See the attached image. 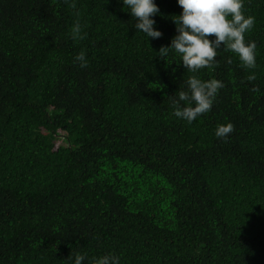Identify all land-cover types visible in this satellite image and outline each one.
<instances>
[{"label": "trees", "instance_id": "obj_1", "mask_svg": "<svg viewBox=\"0 0 264 264\" xmlns=\"http://www.w3.org/2000/svg\"><path fill=\"white\" fill-rule=\"evenodd\" d=\"M154 3L159 39L123 0H0V264H264V0H244L257 67L218 50L196 75L225 87L191 124L165 95L192 73L158 56L182 8Z\"/></svg>", "mask_w": 264, "mask_h": 264}, {"label": "clouds", "instance_id": "obj_2", "mask_svg": "<svg viewBox=\"0 0 264 264\" xmlns=\"http://www.w3.org/2000/svg\"><path fill=\"white\" fill-rule=\"evenodd\" d=\"M177 3L182 12L170 17L175 23L177 34L171 39L170 45L159 48L158 56L167 61L171 52L179 58L175 62H182L186 72L192 73L184 81V88L179 87L173 95H165L171 101L173 114L191 124L199 116L211 111L219 91L225 87L224 82L219 79L203 80L196 75L201 69L218 66V50L235 54L244 69L257 67V43L246 39V34L255 26V17L246 14L244 0H177ZM123 5L136 21L133 25L136 31L143 32L148 38L162 37L163 33L154 27L156 21L153 17L161 14L154 0H123ZM70 6L76 9L74 2ZM75 15L77 19L70 30L71 38L82 41L87 33L83 32L80 13L77 11ZM74 59L79 62L80 67L88 66L84 52L77 54ZM226 63L231 64L232 59L228 58ZM246 80L255 81V72H251ZM250 91L258 93L260 89L253 86ZM234 130L235 127L230 122L219 124L215 136L226 141ZM68 259H73L72 252ZM85 259L86 254L77 253L74 264H83ZM91 264H120V257L108 253L94 257Z\"/></svg>", "mask_w": 264, "mask_h": 264}]
</instances>
